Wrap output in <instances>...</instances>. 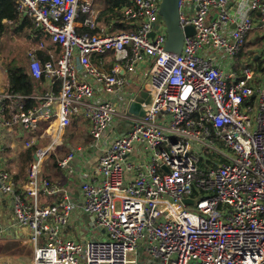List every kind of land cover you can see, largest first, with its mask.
<instances>
[{
  "label": "built area",
  "instance_id": "obj_1",
  "mask_svg": "<svg viewBox=\"0 0 264 264\" xmlns=\"http://www.w3.org/2000/svg\"><path fill=\"white\" fill-rule=\"evenodd\" d=\"M161 1L132 0L120 11L130 26L109 34L95 32L89 0H16L35 30L26 51L34 84L29 94L0 90V196L12 197L32 264H135L130 256L140 248L157 264H264V82L252 130L244 113L253 112L254 73L231 65L248 35L264 31V0H179L180 27L194 29L179 54L165 50L163 23L155 28ZM219 52L227 56L220 66ZM105 55L129 70L152 62L142 117L128 112L132 99L118 108L95 98L97 87L113 96L125 86L117 70L91 63ZM77 118L100 151L80 192L101 237L80 242L66 236L73 205L40 175ZM20 141L31 154L21 186L9 166ZM73 155L57 166L72 173ZM41 196L59 198L43 204ZM9 241L0 223V244Z\"/></svg>",
  "mask_w": 264,
  "mask_h": 264
},
{
  "label": "crops",
  "instance_id": "obj_2",
  "mask_svg": "<svg viewBox=\"0 0 264 264\" xmlns=\"http://www.w3.org/2000/svg\"><path fill=\"white\" fill-rule=\"evenodd\" d=\"M89 1L91 4L90 10L94 15L95 25L97 26L95 32H98V30H104L109 34H112L121 29H126L130 26L123 16H121V18L115 17L109 20H106V18L101 17V13L108 6V0ZM131 1L132 0H129L130 3ZM257 16V14H253L254 19L257 18ZM85 17L86 15L82 14L79 19L80 22H82ZM10 25L13 29H15L21 24L18 23L17 25ZM80 30L94 33V31H90L86 27H83ZM254 30H257V32L259 33L258 28ZM34 31L35 30L30 23V29L25 28L18 34V36H21L23 38H25L26 36L28 38L30 37V42H32L31 35L34 33ZM259 35L261 37H251L252 44H263L264 34L259 33ZM30 44L31 43H29V45ZM24 45L27 46L26 43ZM26 50L27 48L24 49L25 52ZM209 56L212 57L213 52H210ZM91 63L98 69L104 70L108 73L115 72V70H117V75L123 77L125 80V86L121 94L108 96L105 95L99 87H97L95 90L96 99L111 100L116 104L118 108H122L121 103L126 97L127 88L128 90H130V92L133 93V95L137 94L140 90H145L146 92H149L147 80L149 69L152 64L150 60L134 65L132 70L125 68L123 63L116 62L112 55H105L101 57L93 56ZM24 64L26 67L27 64L25 63V61ZM78 73L80 75V80H86L91 82V79L86 77L80 70L78 71ZM0 75L6 76V70L0 68ZM7 87H9L8 83L7 85L0 87V90H3ZM44 126L45 125L40 124V128L43 129ZM126 127V124L118 125L116 130L118 132H121L126 129ZM67 130H69V132L66 134L68 136V138L66 137L67 140L64 141L62 136L60 138L59 143L54 148V152L51 156V159L44 160L41 167V176L49 179L52 184L56 185L61 191V198H67L69 202L73 205L71 225L66 231L67 238L73 236V234L71 233V230L73 229L81 230V234H83L82 240L99 238L101 237V232L94 226L92 217L83 213V211L81 210L83 199L82 194L80 192V185L84 180H87L92 174V172L95 170L100 151L96 150L93 147L92 140L89 135V126L87 122L83 121L81 118L73 119L71 126L68 127ZM64 132L63 135L65 134ZM11 152L12 161L16 164L19 162V166L17 169L16 165L15 169H17V171H15V169H11L10 173L17 185L21 186L26 178V167L24 168L23 172H21V170L19 171L20 155L27 151L22 150V143L20 141L15 143V145L11 149ZM71 152L74 154L73 159L70 163V167L73 171L72 173H69L67 170H62L59 167L54 166V162H57L58 160L64 158ZM58 198L41 196L43 204L50 203L51 201H55ZM11 207L12 197L10 195L0 196V223L4 227L6 236L11 238L12 240H15L0 244V264H32L34 246L25 240V238L27 237V229H20L15 226ZM130 260H134L136 262L135 264H157V262L151 259L144 252L141 253V248L138 250V252L131 254Z\"/></svg>",
  "mask_w": 264,
  "mask_h": 264
},
{
  "label": "rangeland",
  "instance_id": "obj_3",
  "mask_svg": "<svg viewBox=\"0 0 264 264\" xmlns=\"http://www.w3.org/2000/svg\"><path fill=\"white\" fill-rule=\"evenodd\" d=\"M13 30L14 29L11 26L10 32L0 37V68L4 70H6L10 65H15L16 64L15 60L16 61L24 60L26 64L28 62L25 57L26 52L24 51V49L28 48L29 46V42H30L29 38L27 36L23 38L21 36L15 35L13 34ZM258 30L260 34H264L263 30H261L260 28H258ZM259 33L257 32V30H253L248 35L245 45L241 48L240 52L237 55L231 57V65L234 69H243L247 67L254 73V79L250 81L249 83L250 86L253 88L254 94H255V98L252 103L253 112L244 113L245 115L249 116V119L252 125V130H254L255 128V120H256L257 110H258L259 93L257 90L261 88L264 82V60L262 59L264 45L261 43L252 44L251 42V37L255 38L257 36H260ZM25 43L27 44V46L24 45ZM219 54H220V58L217 61V65L220 66L225 63V61L227 60V56L221 52H219ZM256 55L258 56V58L255 59ZM7 83H8V80L6 79V76L0 75V87L7 85ZM133 97H134L133 93L130 92V90H128L127 88L126 100L130 101ZM67 129L68 128L65 129V132H64L65 134L63 135L64 141L67 140L66 137L68 138L66 134L69 132V130ZM47 142L48 140L45 139L40 142V145L44 146ZM48 159H51V156ZM16 165L18 169L19 162L16 164L15 162L12 161L9 164L12 170L16 168ZM17 169H15V171H17ZM26 169H27V166H26ZM186 210L191 213H198L195 207L189 206L186 208ZM71 233L73 234V236L70 237L72 241L80 242L82 240L83 234H81L82 232L80 229H77V230L73 229L71 230ZM141 253H143L142 249H141Z\"/></svg>",
  "mask_w": 264,
  "mask_h": 264
},
{
  "label": "trees",
  "instance_id": "obj_4",
  "mask_svg": "<svg viewBox=\"0 0 264 264\" xmlns=\"http://www.w3.org/2000/svg\"><path fill=\"white\" fill-rule=\"evenodd\" d=\"M107 8L101 13V17L109 20L111 18H121V9L124 6L129 5V0H108ZM21 24L13 30V34L18 35L25 28L30 29V21L23 15H19L17 12L16 0H0V37L10 32V24ZM93 33V32H91ZM30 41V37H29ZM41 60L44 59L43 53L39 52ZM15 65H10L6 69V77L8 80L9 88L22 93L29 94L33 90V79L28 74L25 64L22 60L16 61ZM31 154L30 150L20 155V167L19 171L23 172L24 168L30 163ZM54 166H57V162H54ZM58 167V166H57ZM16 178V177H14Z\"/></svg>",
  "mask_w": 264,
  "mask_h": 264
},
{
  "label": "water",
  "instance_id": "obj_5",
  "mask_svg": "<svg viewBox=\"0 0 264 264\" xmlns=\"http://www.w3.org/2000/svg\"><path fill=\"white\" fill-rule=\"evenodd\" d=\"M163 23L166 32L165 50L179 54L182 49L184 36L194 34V29L190 26L181 28L179 24V0H162L159 7V12L155 21V28ZM153 33L150 37H153ZM258 56H256L257 58ZM150 102V95L144 90H140L134 95L128 106V112L132 115L142 117L144 115L143 105ZM34 160L36 157H33ZM196 199H184L185 205H194Z\"/></svg>",
  "mask_w": 264,
  "mask_h": 264
}]
</instances>
